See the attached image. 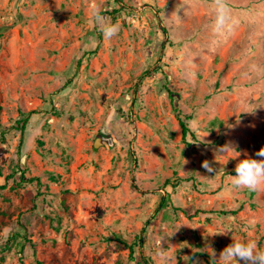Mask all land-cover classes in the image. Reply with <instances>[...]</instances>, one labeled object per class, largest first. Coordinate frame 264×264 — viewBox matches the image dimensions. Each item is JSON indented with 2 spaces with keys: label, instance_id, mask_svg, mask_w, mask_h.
I'll list each match as a JSON object with an SVG mask.
<instances>
[{
  "label": "rangeland",
  "instance_id": "rangeland-1",
  "mask_svg": "<svg viewBox=\"0 0 264 264\" xmlns=\"http://www.w3.org/2000/svg\"><path fill=\"white\" fill-rule=\"evenodd\" d=\"M227 2L217 34L211 0H0V264L264 250V186L232 184L264 146V0Z\"/></svg>",
  "mask_w": 264,
  "mask_h": 264
},
{
  "label": "clouds",
  "instance_id": "clouds-1",
  "mask_svg": "<svg viewBox=\"0 0 264 264\" xmlns=\"http://www.w3.org/2000/svg\"><path fill=\"white\" fill-rule=\"evenodd\" d=\"M210 7L214 13L213 31L222 34L231 19L228 2L227 0H211ZM92 18L97 29L106 40H111L113 36L118 34V24L107 21L100 14L98 8L94 7L92 9ZM239 156L240 153L237 157ZM255 157L253 158L245 152L244 157L238 159L235 166V175H232V184L235 188H247L256 191L264 186V146L255 153ZM202 167L208 173L215 171L212 164L207 160L202 162ZM219 258L223 261V264H241V262L242 264H264V250L259 249L254 240L242 241L232 237V243L221 251Z\"/></svg>",
  "mask_w": 264,
  "mask_h": 264
},
{
  "label": "trees",
  "instance_id": "trees-1",
  "mask_svg": "<svg viewBox=\"0 0 264 264\" xmlns=\"http://www.w3.org/2000/svg\"><path fill=\"white\" fill-rule=\"evenodd\" d=\"M116 11L117 10H112V11L108 10L104 13L109 14V15H112V14L114 15V13ZM174 111H175V113L178 117L179 123L181 125L183 137L186 138L188 134H191L193 137H195V135L191 132V130L188 126V123L182 118L181 110L178 107H174ZM33 113H35V111L28 112L27 114H24V116L21 119H19L17 121V124H18L17 127L21 130V142H23V139L25 136V129H26L27 124L29 123V120L32 117ZM22 177H24V176H22ZM17 185H19V183ZM130 247L132 248V246H130ZM37 264H43V263L41 261H38Z\"/></svg>",
  "mask_w": 264,
  "mask_h": 264
},
{
  "label": "water",
  "instance_id": "water-1",
  "mask_svg": "<svg viewBox=\"0 0 264 264\" xmlns=\"http://www.w3.org/2000/svg\"><path fill=\"white\" fill-rule=\"evenodd\" d=\"M98 145V143H96Z\"/></svg>",
  "mask_w": 264,
  "mask_h": 264
},
{
  "label": "bare ground",
  "instance_id": "bare-ground-1",
  "mask_svg": "<svg viewBox=\"0 0 264 264\" xmlns=\"http://www.w3.org/2000/svg\"><path fill=\"white\" fill-rule=\"evenodd\" d=\"M98 143V142H97Z\"/></svg>",
  "mask_w": 264,
  "mask_h": 264
}]
</instances>
